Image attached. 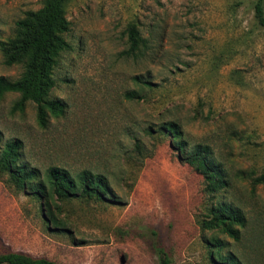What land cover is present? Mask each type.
<instances>
[{
    "label": "rangeland",
    "instance_id": "374dc122",
    "mask_svg": "<svg viewBox=\"0 0 264 264\" xmlns=\"http://www.w3.org/2000/svg\"><path fill=\"white\" fill-rule=\"evenodd\" d=\"M40 8L41 0H0V41ZM65 18L70 49L49 96L63 115L41 128L34 103L12 112L18 94L0 96V147L20 141L21 162L41 174L53 166L101 174L111 196L54 199L56 230L37 196L0 171V253L60 264H215L207 242L221 240L241 264H264V186L241 174L264 172V27L254 0H69ZM130 25L148 46L138 59L124 54ZM22 72L0 52V78ZM131 91L144 98L125 99ZM170 121L229 171L225 196L247 216L239 241L203 228L223 196H210L155 131Z\"/></svg>",
    "mask_w": 264,
    "mask_h": 264
},
{
    "label": "trees",
    "instance_id": "16d2710c",
    "mask_svg": "<svg viewBox=\"0 0 264 264\" xmlns=\"http://www.w3.org/2000/svg\"><path fill=\"white\" fill-rule=\"evenodd\" d=\"M69 0H41V8L27 11L24 17L15 24L13 36L0 41V52L6 66L23 65V72L15 81L0 78V96L6 93L18 94L13 103L12 112H23L26 104L32 102L36 106V119L39 127L45 128L50 118H58L64 113V104L50 99V92L55 85L53 69L60 54L70 49L64 34L69 30L65 18V6ZM254 21L257 26L264 27V0H254ZM128 48L126 56L135 59L144 56L148 46L134 25L126 31ZM135 81L142 88H151V82L136 77ZM144 95L139 91L125 94L127 100H142ZM150 131V130H149ZM160 137L168 139L169 146L176 150L178 159L203 178L206 192L210 196L222 195V200L213 203L208 212L209 220L202 222L207 230H219L228 238L239 241L240 230L247 223L246 211L238 203L229 200L232 178L223 165L217 162L206 145L190 144L186 141L183 130L176 122H163L155 130ZM1 141V138H0ZM21 142H6L0 147V171L9 175L11 182L23 190L32 192L40 201L42 215L47 217L49 225L56 230H63L52 211L56 200L74 197L105 199L111 192L105 177L89 170L72 174L62 167H49L42 174L35 168L21 162ZM254 189L264 186V172L255 176L252 172H241ZM210 241V240H209ZM210 248H217L212 254L215 264H241L240 259L232 251L223 252L225 243L221 240L207 242ZM213 251V250H212ZM213 253V252H212ZM162 264H168L164 257ZM0 264H60L46 258H34L22 253H0Z\"/></svg>",
    "mask_w": 264,
    "mask_h": 264
}]
</instances>
